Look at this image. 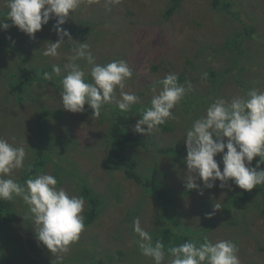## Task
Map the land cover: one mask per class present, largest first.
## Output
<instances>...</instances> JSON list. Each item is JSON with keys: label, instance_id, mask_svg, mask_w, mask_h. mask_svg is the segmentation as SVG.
<instances>
[{"label": "rangeland", "instance_id": "374dc122", "mask_svg": "<svg viewBox=\"0 0 264 264\" xmlns=\"http://www.w3.org/2000/svg\"><path fill=\"white\" fill-rule=\"evenodd\" d=\"M169 1L120 0L107 11L105 0H83L61 26L74 30L70 33L74 41L89 44L97 63L128 61L134 72L126 81L125 91L137 95L143 106L149 105L152 96L158 94L162 88L159 82L167 74L182 76L179 84L185 87L186 81L191 82V91L187 94H197L199 99L188 107V112L183 111L186 107L180 102L172 110L175 119L161 125L159 132L149 136L139 134L134 131V125L140 117L132 115L130 118L133 135L147 142L146 147L132 149L130 154L138 159L139 172L144 177H151L172 191L176 202L168 215H164L165 210L159 208L150 192L125 179L122 170L109 172L102 168L108 150V123L102 117L92 118L93 114L67 111L61 104L60 79L65 74L64 65L68 62L67 56L72 54V45L66 41L56 57L42 55L45 43L58 39L53 28L56 19L50 18L48 24L42 25L35 39L14 25H10L8 33L2 37V41L14 43L15 49H4L0 44V137L14 145L25 146L28 166L33 158L32 146L38 140L34 131L37 114L42 113V107L60 110V116L49 118L54 122L45 126L55 147L49 148L47 164L38 174L53 175L58 181L57 187L77 196L82 185H87L99 194L104 204L100 216L90 226H85L79 240L58 262L46 246L38 244L36 226L28 215L27 206L17 198L14 219L6 227L8 233L3 238L4 242L9 238L11 243L2 245L13 264H87V261L88 264H133L129 262L131 258L154 264L149 257L130 254L138 239L133 232L136 218L146 231L154 230L164 221L173 225L175 219L182 227L205 231L203 235L213 243L232 241L239 250L241 264H264V210L252 209L250 202L242 209L230 203V197H237L242 190L231 180L223 188L219 180L212 188H207L198 179L199 188L188 190L183 138L192 122L202 116L215 99L230 100L243 95L246 89L264 91V0H225L231 4L232 14L215 9L212 0H181L180 7L166 16ZM6 11L4 0H0V15L5 13L6 16ZM244 26L255 28L252 37L243 36ZM236 32L243 36L239 67L232 65L227 50L220 51ZM79 63L89 67L85 61ZM53 65L61 67V76L52 72ZM241 65L245 68H240ZM18 66L46 69L52 79L15 92L25 96L18 102L9 92L15 91L14 75ZM228 68L221 85L213 89L208 71L221 72ZM209 94L216 95L210 102H202ZM116 95L119 98L118 92ZM165 125L170 128L163 130ZM164 148L175 149L177 153H162L160 149ZM222 155L215 157L221 170ZM25 169L14 171L13 178H21ZM215 203H219L221 209L213 212ZM209 213H213L210 218ZM79 251L84 252L83 256ZM75 257L82 260L76 262Z\"/></svg>", "mask_w": 264, "mask_h": 264}, {"label": "clouds", "instance_id": "9594fccd", "mask_svg": "<svg viewBox=\"0 0 264 264\" xmlns=\"http://www.w3.org/2000/svg\"><path fill=\"white\" fill-rule=\"evenodd\" d=\"M82 2L4 0L7 13L6 20H0V29L7 30L11 24L35 39V33L54 17L56 23L53 28L58 39L46 42L42 55L56 57L66 41L72 45V54L67 56L68 62L64 65L65 74L61 76L59 65L52 66V72L61 76L60 100L64 109L80 113L87 104L93 110L92 118H99L103 107L109 104H114L122 113L128 112L133 105L140 103L137 95L125 91L126 81L133 77L134 72L129 62L118 59L105 64L97 63L89 44L74 41L70 33L61 27ZM119 2L105 0L106 10L111 11V6ZM65 37L68 39L65 40ZM79 61H85L89 67H82ZM43 79L51 80L52 75L44 73ZM159 83L161 90L152 96L150 106L141 109L140 118L134 125V131L139 134L149 136L159 132L161 125L175 119L172 110L191 91V82H185L187 87L179 84L175 73L167 74ZM153 91L156 92V89ZM183 138L187 151L184 162L188 190L199 188L198 179L207 188H212L217 180L223 188L231 180L246 191L264 184V169L257 171L264 164V91L249 89L230 100L215 99L205 113L192 122ZM221 153L223 170L215 159ZM26 157L24 145H14L0 137V200L12 201L17 197L23 200L36 226L38 244L46 246L59 262L70 252L71 245L79 240L85 229V201L63 187H57L58 181L51 174H38L26 179L23 184L13 178L14 171L28 167ZM256 157L260 159L252 167ZM220 209L219 203L213 205V212ZM212 214H208L209 218ZM133 232L138 237L136 244L141 254L151 258L154 264H241L239 250L229 240L213 243L205 237L202 243L188 240L166 250L160 240L153 241L152 234L141 227L139 218L133 221Z\"/></svg>", "mask_w": 264, "mask_h": 264}, {"label": "trees", "instance_id": "16d2710c", "mask_svg": "<svg viewBox=\"0 0 264 264\" xmlns=\"http://www.w3.org/2000/svg\"><path fill=\"white\" fill-rule=\"evenodd\" d=\"M180 2L181 0H170L168 7L165 10V15L169 16L174 13V11H176L180 7ZM212 3L215 9L222 10L227 14H232L230 10L231 4L229 2H226L225 0H212ZM0 20H6L5 13L0 15ZM244 27L245 28L243 36H246L245 38L252 37L255 32V28L253 26ZM62 28L66 29L69 33L74 31L69 27L63 26ZM8 29H0V44L4 46V49L8 47L15 49L14 43L1 40L4 34L8 33ZM243 36L240 32L234 33L233 35H231V39L226 40L224 48L220 49L221 52L222 50L228 51V55L230 60L232 61V65H234L235 67H239L240 57L242 56L240 48L243 42V39L241 37ZM11 48L8 50H11ZM235 54L237 55V57L234 56ZM20 64L22 65L23 63L21 62ZM240 68L245 67L241 65ZM229 70L230 68L222 70L221 72L215 71L213 69L208 71V79L213 84V89H216L221 85L223 79H225L226 73ZM46 72L47 70L43 68H37L36 70H34L32 67H24L23 69H21V66H18V68L15 70L14 75L16 81L15 91L11 92L10 90L9 92L12 93L10 95L14 96L18 102H22L25 96L23 94L14 93L22 92V89L26 88V86H34L36 84L40 86L42 83L49 82L48 80H44L42 77L43 73ZM38 73L39 75H37ZM182 80V76H178V83H180ZM246 91L247 89L245 90V92ZM217 93L218 90L216 91V94ZM216 94H213L212 96L211 94H209V96H205L202 102H210V98L214 97ZM195 99H199L197 94H186V96L183 98V101H181L182 104H184L186 107L185 109H183V111L188 112V107L191 106ZM148 106H150V104L143 106L138 103L136 105H133L131 109L125 113L120 112V110L113 104L105 105L103 107L100 117H102L101 119L103 121H106L108 123L109 127L106 133L108 150L103 158L102 168L109 172L122 170L125 179L134 182L136 185L150 192L158 203L159 208L161 210H165L164 215H168L172 212V209L175 206L176 202L172 191L169 188L163 187L160 182L153 180V178L144 177L139 172L138 159L130 154V151L132 149H137L140 146L146 147L147 145V142L143 138L139 139L133 135L129 125L131 123V116H139L141 109ZM84 109V114H93V110L87 104L84 106ZM40 110H42V113L37 114L34 128L36 137L38 136V140H36V142L32 146V161L29 163L28 167H26L22 177L18 179V181L22 184L26 179L36 176L45 167V165L47 164L46 155L49 157V148L51 149V147H55L52 137H50L49 133L45 132V126L47 123L54 122V119L50 120L49 118H58L61 114V111L58 109L50 111L43 107ZM169 128L170 127L167 125L163 126V130H168ZM160 151L162 153H170L172 151H175V149L164 148L160 149ZM179 155L180 151L178 156ZM259 159V157L254 158L252 167L256 166V163ZM262 169H264V164H261L260 168H258L257 171ZM79 196L84 199L86 204L85 211L83 212L84 224L85 226H90L102 213V210L104 209L103 200L100 198L99 194L94 192L93 189L87 185H82V187L79 189ZM17 198L12 201L0 200V264H13V261L10 260L9 256L2 249V245H9L11 243L9 238H6L5 242L3 241V238L8 233V231H5L6 227L9 226L14 219V203ZM248 202L251 203L252 209L258 210L260 208V211L262 209L264 210V184L258 185L251 191L242 189L237 194V197H230V203H236L237 209L248 207ZM164 222L165 223H161L154 230H149L148 232L152 234L153 241L160 240L165 245L166 250L172 246H179L181 243L188 240H195L201 243L204 242L205 236L203 235V233L205 231H195L193 229L182 227L181 223L177 222L175 219L172 220L173 225L166 224L167 221ZM262 249L264 250V247ZM83 253L84 252L82 251L78 252L79 255H82ZM118 254L121 255L120 252H118ZM130 254L135 256L136 254H139L140 257L142 256L140 250L137 247V244L134 246V249ZM80 260L82 259L75 257L76 262ZM90 261L91 263L94 262V260ZM88 262L89 261H87V264ZM129 262L133 264H144L143 260L141 262L139 260L133 261L132 258Z\"/></svg>", "mask_w": 264, "mask_h": 264}]
</instances>
